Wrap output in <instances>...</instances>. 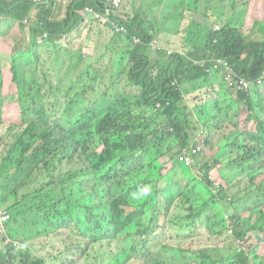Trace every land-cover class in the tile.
Wrapping results in <instances>:
<instances>
[{
  "label": "trees",
  "instance_id": "1",
  "mask_svg": "<svg viewBox=\"0 0 264 264\" xmlns=\"http://www.w3.org/2000/svg\"><path fill=\"white\" fill-rule=\"evenodd\" d=\"M79 1L83 0H72L71 8H68L67 12L81 18L82 14L85 15V9H79L77 5ZM86 1V5L90 3L89 0ZM207 1L202 0L201 6L204 9L199 11L200 18L206 13ZM33 2L32 13L40 7L43 10V15L37 14L39 24L33 25L34 30L40 32L44 28L43 22L51 12V6L48 3ZM105 4L104 0H99L92 1L90 5L102 8ZM12 11L24 16L30 12V9L29 7L13 8ZM120 14L118 20L113 19L117 27L121 24L126 25L128 35H140L142 41L120 52L119 56L123 57L124 54L127 56L124 63L123 58L120 62H116L120 65V70H117V66L113 63L114 65L106 66L104 70L100 68L95 71L98 74L93 75L92 72L100 64L95 56L96 52L93 54L82 50L77 52V63L88 64V68L92 70L89 73L88 82L82 85L84 78L80 76L69 86H63L62 82L55 85L54 77L45 76L50 81V86L59 88L70 95L72 91L71 96L75 102L84 104V106L76 105L82 109L74 117L67 116V112H72L73 109L61 97L54 96V106H47L38 101L43 92L35 91L37 79L33 71L32 79L29 73L34 69L42 70L41 63L45 58L36 55L32 49L31 56L20 54L12 56V80L17 86L15 101L20 108L22 123L27 125L20 133L10 124L5 123V114L3 108H0V127L5 128L4 134L16 138L5 158L6 161L13 162V167L8 170L6 164L0 165V201L7 208H15L13 216H10L7 223L10 226L8 232L17 235L22 240H29L25 231L22 232L12 227L18 221V216H22L24 227L28 225L31 228L33 240L31 243L38 242V245H35L38 250L44 244L51 249L53 247L50 240L38 241L39 233L46 232L49 235L55 233L58 240L73 238L77 248L89 250L86 263L91 264H189L190 262L206 264L211 257L208 248L202 252L200 261L181 260L178 263H171L152 257V249L147 240L150 239L153 229L148 223L142 221L145 214L144 208H151L154 195L169 190V182L181 186V177L187 178L186 183H189L192 178L187 175L184 169L186 167L175 166L171 158L159 154V149L150 152L145 147L149 138L174 140L184 146L190 141L189 135L192 128L190 116L193 115V109L202 107V104L189 109L184 102V96L210 89V95L204 103L208 105V109L214 107L215 96L219 95L220 91L210 83L206 72L207 67L195 65L194 53H197L198 48H204L207 43L209 57L225 59L235 73L244 76L247 80H254L264 68V38L257 56L261 62L259 66L255 64V68L249 69L247 63L252 58V54L247 49L251 44L245 43L246 36L235 26L223 22L219 30L214 31L208 20L204 22L199 21L200 19L185 20L183 16H179L180 20L177 18L173 21L176 25L166 26L170 20L168 17L158 19L159 25L172 35L179 32L181 22L186 24L182 29V38L189 50L184 53L173 52L166 55L163 52L149 49L148 43L151 41V35L146 28L140 26L145 22L140 13L132 14L131 18L121 11ZM122 19L125 20L122 21ZM66 24L69 25L67 21ZM52 25L57 27L59 24L55 22ZM68 25H63V29H66L63 34L55 30L56 35H51L45 40L46 44L54 43V47L50 50L51 53L62 50L58 41H55L56 36L59 40L64 36L70 38L74 26L68 27ZM250 26L264 28L262 23H257V25L251 23ZM85 27V25L79 26L74 36L77 37L79 31L81 33ZM197 30L205 34L202 37L201 46L192 44L193 36L199 35L198 33L188 34L189 31ZM112 36L121 40L120 34L115 29H113ZM96 47L98 43L94 42V49ZM32 55L37 58L36 64L32 63ZM206 63L210 67L211 63ZM109 68H116L115 72L110 73L111 76H115L110 83L105 80ZM99 77H101L100 80H98ZM80 86L81 89H79ZM135 86L140 89L135 97L137 102L145 107V111L151 112L147 115L145 126L140 129L139 136L127 133L122 141L105 138L115 127L119 128V125H115L116 121L112 119L111 114L115 111L116 102L123 100L124 94L125 100H128L127 106L116 117L118 119L132 117L130 110L134 104L129 101L131 99L129 92H132ZM263 100L264 96L261 95L256 85L252 84L247 93L236 91L235 121L229 122L230 131H236L223 136L225 140L231 142L229 145L225 143V146H228L227 150L231 153L219 160L214 159L210 168L204 167L210 172L219 166L218 172L222 176H229L240 168L238 182L244 179L245 183L233 194L229 209L232 228L234 234L239 236L238 239H245L247 232H251L257 241L264 240V181L260 182L261 179L256 178L264 174ZM241 114H245L244 120L249 122L252 131L239 129L238 118ZM217 119L226 120L223 116L212 114L203 127L216 126ZM162 122H165L166 127L170 125V134L165 132L157 134L154 131L153 127L160 126ZM241 138L243 141H240ZM58 155L70 158L71 169L52 182L53 189L49 190L46 180L50 177L47 172V162L50 161L47 158ZM164 157L171 162L168 169L164 167L163 162H160V159ZM256 157H262V160L257 161ZM250 159H253L252 163H248ZM18 171L22 172L28 180L23 178L19 182L17 179V182L12 184L15 178L14 172ZM171 175L174 178H170ZM30 178L32 182L29 181ZM128 179L133 182V185L126 188ZM26 181L32 186V193L27 197L36 201H46L48 211L51 212V215L46 217L42 223L38 220L44 207L40 206V210H35L31 204L26 209L24 202L22 203L24 208L16 207V204L12 203L21 201L8 196V192H12L13 188L27 189ZM144 187L148 189L149 194L138 205L133 204L130 201L129 192ZM61 190L69 191L67 196L69 199L76 200L77 209L69 208L61 213V208L56 201ZM105 205L108 207V213L100 209ZM190 206L195 207L192 202ZM176 207L179 211L184 209V205L178 204ZM199 213L197 208L196 215ZM220 221H222L221 218ZM240 222L247 223V226L243 228ZM206 227L212 233L223 226L215 229L212 223L208 222ZM256 250V245L250 246L249 244L245 252H235L238 255V262L240 264H251L252 262L264 264V254H259ZM27 251L20 253L9 245H2L0 264H50L47 261L48 257L44 256L52 257V255L53 260L61 264H71L76 260V256L60 248L58 252L43 253L44 256H34L32 260H28ZM23 254L25 255L22 258H18Z\"/></svg>",
  "mask_w": 264,
  "mask_h": 264
},
{
  "label": "rangeland",
  "instance_id": "2",
  "mask_svg": "<svg viewBox=\"0 0 264 264\" xmlns=\"http://www.w3.org/2000/svg\"><path fill=\"white\" fill-rule=\"evenodd\" d=\"M89 1L91 3L92 1L99 0ZM104 1L107 2L108 0ZM40 2L46 3L44 0L37 1V3ZM71 3L72 0L49 1L51 12L46 21L43 22L42 25L44 28L40 32H36L33 25L39 24L37 14L39 13L43 15L42 7L30 14L28 24H25L24 27H20L19 21L10 22L8 23L7 31L0 33V42L3 40L2 36H7V43H2V46L6 47L8 45L9 50L13 53L12 55L17 56L20 54L31 56V49L28 47V33L30 31L29 27L32 25V51L41 58H45L41 63L42 70L39 71L38 69H34L30 70L29 73V77L32 79L33 71V74L37 79L35 91L38 92L41 90L43 92V95L38 98V101L47 106H54V96L61 97V99L65 100V103H69V105L72 106L73 111L67 112V116L70 118L74 117L82 109L76 107V105L84 106V104L78 101L75 102V99L71 96L73 94L72 91L70 95L59 88L50 86V81H48L45 76L51 75L55 78V85L62 82L63 86H69L72 81L82 76L84 78L83 85L88 82L89 73L92 70L88 68V64L81 65L77 63V52L82 50L93 54L96 52L95 56H97V60L99 59L100 64L97 69L92 72V74L95 75L98 74V72L95 71L100 68L104 70L106 66L114 65L113 63L117 66V70H120V65L116 62H120L122 58L123 63L127 60L125 54L123 57L119 56L120 52L127 49L130 45H134L131 42L133 36L128 35L127 27L126 32L119 36L121 38L120 40L117 37L112 36L113 29L111 27H102L99 22L95 20L94 16H88L83 21V14L82 17L79 18L78 15H73L71 12L68 13L67 9L71 8ZM86 3L87 1L83 0L79 1L77 5L80 10H83L85 6H90L86 5ZM119 5L121 7V13L129 18H131V15L134 13H140L141 17L145 20L140 26H143L149 31L151 42L153 41V38H155L160 43L163 41V38L160 36L163 31L171 34L159 25L158 19L166 17L170 19L166 26L176 25L173 21L177 20V18L179 19V16H183L185 20L200 19L199 21L202 22L208 20L213 27L215 25L220 27L223 22L232 26L235 24L240 26V21H242L247 10L250 11L251 6L254 9L255 17L259 19L260 22L264 21V0H208L206 2L208 8L201 18L199 11L204 9L201 6L202 0H119ZM56 20H58L57 23L59 25L54 27L52 24L55 23ZM66 21L69 25L66 24ZM252 23L257 25V22L254 20ZM63 25H68V27L74 26V30L71 33L70 38L64 37L63 40H59L58 36H56L55 41H58L62 50L51 53L50 50L54 47V43L46 44L45 40L51 35H56L54 33L55 30H58L59 34L66 32V29H63ZM81 25H85L86 27L81 30V33L79 31L77 37H75L74 33ZM109 25L114 28L112 23H109ZM185 25V23L181 22V29H183ZM247 28L249 31L252 29L255 31V28L253 26L251 27L250 24L247 25ZM247 28L242 27L243 34L247 32ZM200 31L201 30L193 32L189 31L188 34H203ZM110 34L112 35L110 36ZM203 35L205 36V34ZM94 42L98 43V47L95 49ZM22 44L25 45L24 48L21 47ZM260 47L261 42H254L247 50L252 56L257 57ZM168 50L171 54L175 52L173 48H169ZM163 53L166 54V51H163ZM101 54L103 56L100 57ZM32 63H37V58L34 55H32ZM12 64L9 53L7 55H2L0 53V108H3L5 123L7 122V124H10L22 133L27 124L22 123L20 108L15 102L17 86L12 80ZM115 70L116 68H109L107 70L105 80L108 83L115 78V76L110 75V73L115 72ZM100 79L101 77L98 78V80ZM221 80L223 86L222 92L215 96L216 103L211 109H208V105L204 103L210 95V89L196 91L184 96V102L189 109L202 104V107L193 109L194 116L192 114L190 116L192 128L189 137H191V139L190 142L188 141L185 144L189 147L197 142L200 143V150L193 159V166L191 168H184L189 178H192L191 181L186 183L187 178L181 177V186L169 182V190L154 195L151 200V208H144L145 214L142 221L148 223L153 229L150 239L147 240L148 245H150L152 249V257H157L158 260H166L171 263H178L181 260L200 261L202 260V252H204L205 248H208L211 257L207 260L206 264H240L238 262V255L235 252H245L249 244L250 246L256 245L257 253L264 254V240L257 241L251 232H247L245 239H238L239 236L234 234L232 223L230 221L229 209L233 194L245 183L244 179H240V182H238L240 168L236 169L229 176H222L219 174V166H216L210 172L204 168L205 166L210 168L214 159L219 160L231 153L227 150L228 146H225V143L229 145L231 142L225 140L223 136L236 131H230V123L235 121L236 105L234 103V97H236V91L226 86L223 76H221ZM81 86L79 89H81ZM133 89L132 92H129L131 97L129 101H132L134 104L130 110L132 117L130 119H118L116 117V115L120 114L121 110L125 109L127 106L126 102L128 100H125L124 94L122 98L123 100H118L116 102L115 111L111 114L112 119H115L116 121L115 125H119V128L115 127V129H113L110 134H107L105 138L112 141H122L127 133H133L139 136L140 129L145 126L148 117L147 115L151 112L145 111V107L139 105L137 98H135L140 89L136 86ZM259 89L261 95L264 96V86ZM212 114L223 116L226 120L220 121V119H217L218 123L216 126L213 127L209 125L208 127H203V124ZM244 118L245 114H241L238 118L239 129L241 131H252L249 122H246ZM153 129L157 134L164 132L167 134L171 133L170 125L166 127L165 122H162L160 126L157 125L153 127ZM4 132L5 128L0 127V165L6 164L7 169L9 170L13 167V162L6 161L5 158L16 138L4 134ZM240 141H243V139L241 138ZM181 146L184 145H180L178 141H169L165 138H149L145 148L150 152L159 149V154L171 158V160L175 162V166L185 167L178 159L179 148ZM14 155L16 156L17 154ZM255 159L260 161L262 160V157H256ZM47 160L50 161L47 162V172L50 177L46 180V185L48 186V189L51 190L53 189L51 183L58 180L62 173L68 172L71 169V163L70 158H64L61 155L48 157ZM160 162H163L166 169L171 165V162L167 157L160 159ZM252 162L253 159L248 161V163ZM14 175L15 178L12 180V184L17 182V179L19 182L23 178L28 180L22 172H14ZM170 178H174V176L171 175ZM256 178L259 180L261 179L260 182H263L264 174H261ZM29 181L32 182V178H30ZM26 185L28 186L27 189L13 188L12 192H6H8L9 198L12 197L21 201L18 203H15V201L12 203L16 204V207L24 208L23 204L26 205V209L29 208V205L31 204L34 206L35 210H40V206L44 207V211L41 213L38 220L39 223H42L46 217L51 215V212L48 211L47 202L44 200L36 201L31 197H27V195L32 193V186L28 181H26ZM131 185H133V182L128 179L126 188ZM68 193L69 191L61 190L56 198V201L61 208V213H64L69 208H72V210H74V207L76 209L78 208L76 200L69 199L67 196ZM148 194L149 191L146 187L141 188L140 190L133 189L129 192V198L133 204L138 205ZM191 202L195 207L192 208L190 206ZM178 204L184 205V209L179 211L178 207H176ZM197 208L200 211L198 215H196ZM8 209L12 217L15 208ZM100 209L104 210L105 213H108L107 205L100 207ZM220 218L222 221H220ZM208 222H211L215 229L219 226L223 227L218 231L210 233L206 227ZM240 223L243 228L247 226V223L245 222ZM12 227L22 232L25 231L29 237L27 242L29 245L31 242L33 243L31 228L28 227V225L24 227L22 216H18V221L14 223ZM39 240H50L53 247L51 249L47 244H44L43 247L38 250L35 247V245H38V242L32 244V258L34 256H44L43 253L58 252L59 248L76 256V260L71 264H85L89 258V250L85 248H77L73 238H69L68 240H58L55 233L49 235L46 232H40L38 241ZM2 245L3 244L0 240V249ZM44 257H48L47 261L50 263L61 264L60 262H55L53 260V255L52 257ZM189 264L197 263L190 262ZM251 264L255 263L252 262Z\"/></svg>",
  "mask_w": 264,
  "mask_h": 264
},
{
  "label": "built area",
  "instance_id": "3",
  "mask_svg": "<svg viewBox=\"0 0 264 264\" xmlns=\"http://www.w3.org/2000/svg\"><path fill=\"white\" fill-rule=\"evenodd\" d=\"M38 1V0H33ZM46 3L49 1H55V0H44ZM120 5L119 0H109L102 8L100 7H94V6H85V15L83 16V21L88 16H94L95 20L99 22L102 26H109L112 29H115L117 33L120 35L124 34L126 32V25L121 24L119 27L115 24L113 19L118 20L120 11H119ZM125 19H122V21ZM109 23H112L114 25V28L109 25ZM129 25V24H128ZM219 27L215 25L213 27L214 30H217ZM132 42L134 44L141 43V39L138 36L132 37ZM151 47L153 49H159L157 42L153 40L151 42ZM170 52L167 51V54ZM209 62H212L215 66L220 68L222 73L224 74L225 81L227 85L234 89L235 91H243L247 93L250 89V86L253 85H260L264 81V70L261 71L260 75L255 78L254 80H247L244 76L238 75L237 73L233 72L230 68L229 64L225 59L222 58H208ZM200 150V143L192 144L189 147H183L179 149V156L178 159L181 164H183L185 167H191L193 164L194 156L199 152ZM9 212L7 209L0 207V232H7V222L9 220ZM48 263H50L48 261ZM53 264V263H50Z\"/></svg>",
  "mask_w": 264,
  "mask_h": 264
},
{
  "label": "crops",
  "instance_id": "4",
  "mask_svg": "<svg viewBox=\"0 0 264 264\" xmlns=\"http://www.w3.org/2000/svg\"><path fill=\"white\" fill-rule=\"evenodd\" d=\"M15 4L16 3L12 2V0H0V32L7 30L8 23L16 22L19 19L18 17L14 18L12 13H7L5 10L2 9L3 7H6V6L9 8H12ZM253 20L256 21L257 23H262L264 25V21L260 22V20L255 17L254 9H253V7L250 6V11L247 10V12L245 13L242 21H240L241 22L240 26H237L236 24L233 26L239 28V30L242 33V31H243L242 27L247 28V25L251 24ZM56 22H58V21H56ZM253 27L255 28V31H249L247 28V32L245 34L242 33L244 36H246L245 37V43H247L248 45H250L254 42L259 43L264 38V28L259 29L258 26H253ZM178 31L179 32L177 33V35H171V34H168L167 32L163 31L160 34V36L163 38V41H161V43L160 42L159 43L165 49L173 48L175 52H180V53L187 52L189 50V48L186 47L187 45L183 42V38L181 37V34H182L181 26H179ZM198 34L199 35L193 36L194 39H193L192 44H196L197 46H201L202 37L204 35L200 34V33H198ZM182 36H183V34H182ZM153 39H155V38H153ZM178 50H182V51H178ZM194 55L196 58V60H194V62H200L203 60V58H207V56H208L207 43H206V46L204 48H202V47L198 48L197 53H194ZM263 59H264V56H263ZM260 62H261V59L252 56L250 61L247 63V66L249 69H252L255 64H258V66H259ZM159 67L162 68L161 65H159ZM208 72H209L210 83L214 84L219 89V91L221 93L223 86H222V80H221L222 74H221L220 69L217 66H215L213 63H211Z\"/></svg>",
  "mask_w": 264,
  "mask_h": 264
},
{
  "label": "clouds",
  "instance_id": "5",
  "mask_svg": "<svg viewBox=\"0 0 264 264\" xmlns=\"http://www.w3.org/2000/svg\"><path fill=\"white\" fill-rule=\"evenodd\" d=\"M12 2H15L16 4L12 7V8H9V7H3L2 9L3 10H5L7 13H12V15H13V17L14 18H16V17H18L19 19L17 20V21H19V23H20V27H24L25 26V24H28V20H29V16H30V14L32 13V2H33V0H12ZM34 2H36V1H34ZM52 2H54V1H52ZM92 3V2H91ZM91 3H89V4H87V5H90ZM107 3V2H106ZM48 5H49V2H48ZM2 7V6H1ZM29 7V9H30V12H27V14H25L23 17L22 16H20V15H18L17 13H14L12 10H13V8H28ZM85 9V8H84ZM59 19V18H58ZM58 21V20H57ZM219 27V26H218ZM30 29V31H29V33H28V47H30V49H32V25H31V27H29ZM212 28H213V26H212ZM220 28V27H219ZM219 28L217 29V30H214V31H218L219 30ZM7 31V30H6ZM1 32H5V31H1ZM0 32V33H1ZM138 36V35H136V34H132V35H130V36ZM3 37V40L0 42V53L2 54V55H7L8 53H9V55H10V59L12 58V52L9 50V46L7 45L6 47L4 46H2V43H7V41H8V38H7V36H2ZM65 37V36H64ZM64 37H62V39L64 38ZM139 37V36H138ZM140 39H141V37H139ZM153 40H155L156 42H157V45H158V47H159V49H153L152 47H151V41L148 43V46H150V50L151 51H160V52H163V51H166V54H167V51H169L168 49H165L156 39H153ZM131 42H132V38H131ZM133 43V42H132ZM141 43H142V41H141ZM134 44V43H133ZM138 44H140V43H138ZM138 44H134V45H138ZM24 46L25 45H21V47L22 48H24ZM6 49V50H5ZM170 52V51H169ZM169 54H171V52L169 53ZM169 54H167V55H169ZM208 58H209V55L207 56V58H205V59H203L202 61H200V62H196L195 63V65H197V66H201V67H203V66H206L207 68H206V72L208 73V75H209V72H208V70H209V66L207 65V63L206 62H209L208 61ZM216 59V58H215ZM209 63H212V62H209ZM231 68V67H230ZM220 69V68H219ZM264 70V68L261 70V71H263ZM221 71V70H220ZM233 71V70H232ZM261 71H260V73H261ZM234 72V71H233ZM260 73L258 74V76L260 75ZM221 74H222V76H223V79H224V82H225V84H226V86L227 87H229L228 85H227V83H226V81H225V78H224V74L222 73V71H221ZM239 75V74H238ZM257 76V77H258ZM257 77H255V78H257ZM254 78V79H255ZM258 88H260V87H262V86H264V81H263V83L262 84H260V85H256ZM230 88V87H229ZM239 92V91H238ZM16 102V101H15ZM17 103V102H16ZM18 104V103H17ZM19 106V105H18ZM158 106V105H157ZM22 120V119H21ZM190 142V141H189ZM183 147H187V145H185V146H182V147H180V148H183ZM179 148V149H180ZM198 154V153H197ZM196 154V155H197ZM195 155V156H196ZM194 156V157H195ZM193 164H194V161H193ZM193 164H192V166H193ZM183 165V164H182ZM184 166V165H183ZM191 166V167H192ZM191 167H186V168H191ZM0 207H3V208H5V209H7V211L9 212V215L11 216V214H10V211H9V209L7 208V207H4V205L2 204V202L0 201ZM9 220H10V217H9ZM9 220H8V222H9ZM7 222V223H8ZM10 228V226H8L7 225V232H0V236H1V242H2V244L3 245H9V246H11V247H13V248H15L17 251H19L20 253L21 252H25V251H27V250H29V251H27V253H28V260H32V243H30V245H29V243L26 241V242H24L25 240H22V239H20V238H18L16 235H14V234H11L10 232H8V229ZM25 245V246H24ZM25 254H23V255H20V257H18V258H22L23 256H24ZM86 264H91L90 262H87Z\"/></svg>",
  "mask_w": 264,
  "mask_h": 264
}]
</instances>
